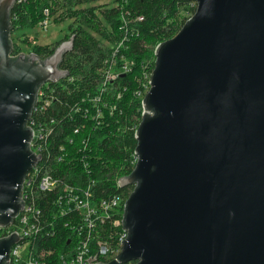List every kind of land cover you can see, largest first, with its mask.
I'll return each instance as SVG.
<instances>
[{
  "label": "water",
  "instance_id": "water-1",
  "mask_svg": "<svg viewBox=\"0 0 264 264\" xmlns=\"http://www.w3.org/2000/svg\"><path fill=\"white\" fill-rule=\"evenodd\" d=\"M0 0V225L24 207L23 182L41 153L27 125L73 36L42 58L12 55L11 11ZM195 14L161 42L137 129L140 155L121 186L122 251L89 264H264V0H192ZM23 236L0 238V264ZM97 254V253H96ZM96 256V255H95Z\"/></svg>",
  "mask_w": 264,
  "mask_h": 264
},
{
  "label": "trees",
  "instance_id": "trees-1",
  "mask_svg": "<svg viewBox=\"0 0 264 264\" xmlns=\"http://www.w3.org/2000/svg\"><path fill=\"white\" fill-rule=\"evenodd\" d=\"M46 9L56 21L71 19L70 32L51 46L32 45L30 52L45 58L56 50L61 41L74 38L73 47L65 52L60 66L61 70L67 71V75L49 83L46 94L50 105L40 110L38 106L39 111H34L31 117L48 124L53 120L55 122L38 164L39 176L35 175V180L48 171L59 177L62 185L65 182L87 185L92 176L96 179L92 190L97 198L111 199L119 194L125 202L137 184L121 186L118 179L133 173L130 159L138 146L136 134L146 97L145 94V97L141 96L148 85L143 73L150 75L153 72L157 63L155 47L182 29L190 15L195 14L197 3L192 0H18L10 16L12 55L24 50L14 32L44 20ZM28 37L24 36L23 41L28 42ZM127 64L130 72L119 73L113 80L107 79V70L111 65L123 67ZM101 88L102 124L95 129V125L87 119L88 112L94 109L93 102L86 97L99 94ZM84 108H88V112H84ZM69 113L71 118L67 116ZM78 128L80 132L73 133ZM70 134L76 143L71 150H78L89 137L88 141L93 145L88 150L93 154L89 161L91 173L81 162L75 163L74 168L62 165L56 170L53 157L59 150L58 144L66 142ZM97 157L101 159L99 162L95 160ZM37 185H33L34 191ZM57 193L56 190L46 191L42 199L38 196L43 206L44 223L49 220L51 202ZM32 196L37 197L35 193ZM67 220L68 217L64 216L57 221L62 229L59 228L53 238H36L34 241L38 242V247L43 243L53 244L56 255L66 249L67 237H74L71 228L64 227ZM120 229L122 226L115 225L113 216L107 217L102 224L101 237L113 242Z\"/></svg>",
  "mask_w": 264,
  "mask_h": 264
},
{
  "label": "built area",
  "instance_id": "built-area-1",
  "mask_svg": "<svg viewBox=\"0 0 264 264\" xmlns=\"http://www.w3.org/2000/svg\"><path fill=\"white\" fill-rule=\"evenodd\" d=\"M45 12L49 13V10L46 9ZM121 72L124 71L117 72L114 77V74L110 71L107 77L108 80L115 79ZM152 73L148 75L145 96L152 86L150 82ZM49 83H45L40 88L38 103L33 112L38 110V106L40 110L50 105L48 95L46 94V90L49 89ZM88 98H90V102H93L94 109L92 112H88L89 109L84 108V112H88V121L92 122L95 125L93 128L97 129L102 124V88L99 94H95L93 97L87 96L86 100ZM77 110H80L79 106H77ZM67 116L69 118L72 117L70 113ZM54 124V120L48 124L46 121H36L32 118L27 123L33 129V137L30 141L31 150L41 153V158L46 148V142L54 130ZM75 132H80L79 128L73 131V133ZM85 140L82 143V147L78 150H71L73 147H76L75 138L72 134L66 137V142L58 144L59 150L53 157L56 170H58L57 167L62 165L74 168L73 165L75 163L81 162L89 170L88 173H91L90 169L92 166L89 161L92 159L93 154L89 153L88 150H91L93 145L89 143V137ZM139 159L140 155L135 151L130 159L133 171L136 169ZM95 160L99 162L101 159L97 157ZM38 164L39 162L30 169L23 182V209L15 216L12 224L5 227L0 225V238L11 235L15 230L19 233V236H23L19 243L11 247L10 264H89L90 261L86 258L90 256L91 258L95 257L91 259V262H108L114 259L123 249L124 243L121 242L122 239H126L129 235V231L123 228L125 203L128 199L123 202L119 194L114 195L111 199H104L100 196L97 198L95 192L92 190L96 179L92 176L90 177L92 184L89 182L87 185H71L67 182L62 185V180L48 171L35 180V177H38V173H40ZM34 184H38L35 187L36 191L33 189ZM118 185H120L119 179ZM32 190L37 197L32 196ZM54 190L58 193L51 202L52 210L49 211V220L44 223L43 206L40 205L38 196L42 199L43 193ZM64 216L68 217L64 227L71 228V231L74 233V237H67L66 249L56 255V247L53 244L43 243L39 248L38 242L34 240L39 236L43 238L51 236L53 238L62 229L57 224V221ZM111 216H113L116 226H122L113 242L104 240L101 237L102 224L106 221L107 217ZM45 226H47V229H45ZM125 264H137V261H129Z\"/></svg>",
  "mask_w": 264,
  "mask_h": 264
},
{
  "label": "rangeland",
  "instance_id": "rangeland-1",
  "mask_svg": "<svg viewBox=\"0 0 264 264\" xmlns=\"http://www.w3.org/2000/svg\"><path fill=\"white\" fill-rule=\"evenodd\" d=\"M46 13V12H45ZM50 13H46V17L44 20H41L38 24L32 27L23 28L21 30H17L14 32V36L17 37V41L19 43L22 42L24 50L23 53H30V47L32 45L43 44V45H53L55 42L63 40L70 32V24L72 22L71 19H66L63 21H56L53 17L49 15ZM192 15H190L191 17ZM189 17V18H190ZM24 36H29L25 42L23 41ZM28 49V50H27ZM116 76L117 72L124 71L121 73H127L131 71V68L128 67V64L125 66L117 67L115 65H111L108 68L107 77L109 76V72ZM146 78V82L148 81V74L143 73ZM110 78V77H109ZM108 79V78H107ZM105 85V84H104ZM145 93L142 94L141 98H143Z\"/></svg>",
  "mask_w": 264,
  "mask_h": 264
}]
</instances>
